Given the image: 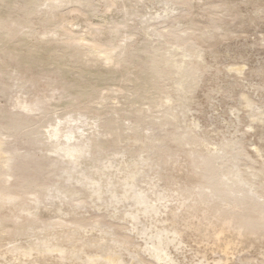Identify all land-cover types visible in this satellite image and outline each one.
<instances>
[{
	"label": "rangeland",
	"instance_id": "1",
	"mask_svg": "<svg viewBox=\"0 0 264 264\" xmlns=\"http://www.w3.org/2000/svg\"><path fill=\"white\" fill-rule=\"evenodd\" d=\"M263 115L264 0H0V264H264Z\"/></svg>",
	"mask_w": 264,
	"mask_h": 264
},
{
	"label": "bare ground",
	"instance_id": "2",
	"mask_svg": "<svg viewBox=\"0 0 264 264\" xmlns=\"http://www.w3.org/2000/svg\"><path fill=\"white\" fill-rule=\"evenodd\" d=\"M169 11V9H167V12ZM65 26V25H64ZM96 40V39H95ZM73 41V40H72ZM95 43V42H94ZM122 44V43H121ZM97 45V44H96ZM95 45V46H96ZM97 46H101V44L97 45ZM121 47V46H120ZM125 48V47H124ZM104 49V47H103ZM107 49V48H106ZM120 50V48H119ZM109 51V50H108ZM108 51H104V53L106 54L105 57H107V62L108 60H113L112 59V51L111 52H108ZM103 52V51H102ZM123 52V50H122ZM122 52H120L119 54H121ZM115 53V52H114ZM113 53V54H114ZM101 55H105V54H102L100 53ZM123 55V54H122ZM120 57H122L121 55H119ZM114 57V56H113ZM117 57H118V54H117ZM119 58V57H118ZM119 61V60H118ZM110 63V62H109ZM181 65V64H179ZM118 66V65H117ZM178 67V66H177ZM181 68H182V65H181ZM250 102V100H249ZM24 109V107H23ZM262 116V115H261ZM264 116V115H263ZM255 117V115H254ZM260 121V120H259ZM263 121V120H262ZM253 123V122H252ZM64 128V127H63ZM57 130V129H56ZM55 130V131H56ZM62 132V129H59L56 131V138L58 139L57 141L60 142V145H61V149L64 151V153L67 155V156H71L73 157L74 159H79L81 157V155L83 154L84 152V149L87 147V144H89V142L91 141L90 138L86 137L81 143H75V144H68V141L75 138L76 136H73L72 137V134H69L71 135V137L66 136V135H63L61 134ZM76 132V131H75ZM64 133H68L67 131L64 132ZM70 133V132H69ZM77 133V132H76ZM52 134V133H51ZM83 135V134H82ZM81 134L79 135L82 136ZM64 138V139H63ZM77 138V137H76ZM78 141V140H77ZM6 143V142H5ZM3 144H4V140L0 139V160H2V169L0 171V175L1 176H4L6 178V181H11L12 178H13V174H12V156L11 155H8L6 152H4V149H3ZM58 144V143H57ZM59 145V144H58ZM57 145V146H58ZM256 148V147H255ZM257 151L260 152V149L259 148H256ZM262 150V149H261ZM256 151V152H257ZM261 153V152H260ZM260 153H258L260 155ZM263 155V154H262ZM264 157V156H263ZM112 160V159H111ZM113 161H111L112 163ZM110 163V162H109ZM109 165V164H108ZM110 167V165L108 166ZM255 171V170H254ZM253 175V174H252ZM252 177V176H251ZM259 177V176H258ZM239 178V177H238ZM237 178V179H238ZM92 182H97L96 180L92 181ZM250 184V183H249ZM252 185V184H251ZM132 187V186H131ZM98 190H100V188H98ZM134 195V194H133ZM18 197V196H17ZM17 197H15L13 194L11 193H7V194H4L3 195V202H6V201H12V200H15V199H18ZM130 197V196H129ZM134 201L138 204V205H143L145 206V208L142 209V211L144 212H154V211H157L155 207H148L147 206V199H146V195L143 194V193H135L134 195ZM36 202L39 203V201L36 199ZM23 210V209H22ZM134 217H136V220L139 221V217L137 216L136 213L132 212L131 213ZM146 233V231H145ZM150 239H151V249H153L158 257H161L163 260L167 261L168 260V257L169 256H166L164 255V253H168V252H165L166 251V248L167 246L169 245L170 242L174 241V238H169L166 234H163L162 232H156V233H153V234H150L149 235ZM40 242V241H39ZM38 242V243H39ZM43 243V242H42ZM40 244V243H39ZM38 245V244H37ZM35 246V244H34ZM39 246V245H38ZM50 247V246H49ZM53 248V247H52ZM57 248V247H56ZM55 249V248H54ZM168 250V248H167ZM152 251V250H151ZM153 253V252H152ZM163 254V256H162ZM97 255V254H96ZM117 255V254H115ZM99 256V255H98ZM102 256V255H101ZM90 257V256H89ZM93 257V256H92ZM96 256L94 255V258ZM107 261L111 262L112 264H117L119 263L121 260V258H119L118 256H108L107 257H104ZM92 259V258H91ZM102 259V258H101ZM100 259V261H101ZM159 259V258H158ZM170 259V257H169ZM93 261V259L91 260ZM97 261V260H95ZM94 261V262H95Z\"/></svg>",
	"mask_w": 264,
	"mask_h": 264
}]
</instances>
